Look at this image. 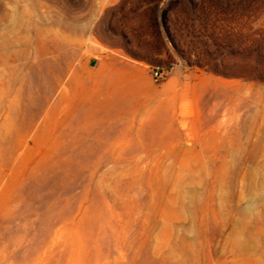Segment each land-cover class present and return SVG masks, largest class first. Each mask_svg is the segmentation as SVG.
Listing matches in <instances>:
<instances>
[{
  "label": "rangeland",
  "instance_id": "rangeland-1",
  "mask_svg": "<svg viewBox=\"0 0 264 264\" xmlns=\"http://www.w3.org/2000/svg\"><path fill=\"white\" fill-rule=\"evenodd\" d=\"M0 264H264V0H0Z\"/></svg>",
  "mask_w": 264,
  "mask_h": 264
},
{
  "label": "crops",
  "instance_id": "crops-1",
  "mask_svg": "<svg viewBox=\"0 0 264 264\" xmlns=\"http://www.w3.org/2000/svg\"><path fill=\"white\" fill-rule=\"evenodd\" d=\"M121 57V55H119ZM120 57H114L113 61L115 63H118L119 65L123 64V66H126V61L121 59ZM104 59H97V58H91L87 61L85 64L86 69L91 68H97L99 70L101 67H103ZM70 74V75H68ZM125 75H123L124 77ZM61 78L69 77L70 80L65 81L67 85L70 86V89L67 91H61L57 94L56 102H62V103H68L70 102V108L72 110H81V111H89L93 108L98 110H110L109 106H104L103 104L105 102H108L109 100L105 101V96L102 91H96L93 92L90 90L88 86V80L80 75V73L76 70L66 71L65 74L62 73L60 76ZM108 77V75H107ZM74 103H78V106H75ZM95 104V107L94 105ZM98 104V106H97ZM63 108L67 109L68 106L65 105Z\"/></svg>",
  "mask_w": 264,
  "mask_h": 264
},
{
  "label": "built area",
  "instance_id": "built-area-1",
  "mask_svg": "<svg viewBox=\"0 0 264 264\" xmlns=\"http://www.w3.org/2000/svg\"><path fill=\"white\" fill-rule=\"evenodd\" d=\"M150 73H151L152 78L155 81L162 80L165 77V75H166V72H165L164 68L159 66V65L152 66L151 70H150Z\"/></svg>",
  "mask_w": 264,
  "mask_h": 264
}]
</instances>
